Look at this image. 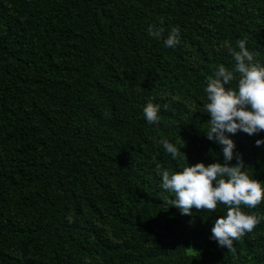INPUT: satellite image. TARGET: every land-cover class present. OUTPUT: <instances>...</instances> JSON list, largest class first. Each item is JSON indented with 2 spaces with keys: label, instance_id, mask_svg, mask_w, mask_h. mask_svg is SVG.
Returning a JSON list of instances; mask_svg holds the SVG:
<instances>
[{
  "label": "trees",
  "instance_id": "obj_1",
  "mask_svg": "<svg viewBox=\"0 0 264 264\" xmlns=\"http://www.w3.org/2000/svg\"><path fill=\"white\" fill-rule=\"evenodd\" d=\"M238 40L264 66V0H0V264H264V220L228 252L226 207L182 215L156 173L224 162L203 105ZM226 135L264 186V132Z\"/></svg>",
  "mask_w": 264,
  "mask_h": 264
},
{
  "label": "clouds",
  "instance_id": "obj_2",
  "mask_svg": "<svg viewBox=\"0 0 264 264\" xmlns=\"http://www.w3.org/2000/svg\"><path fill=\"white\" fill-rule=\"evenodd\" d=\"M163 23V20H161ZM163 28L150 27L148 34L154 39L163 38ZM180 29L173 27L164 39L165 47L174 48L180 43ZM239 51L230 49L236 61L234 70L219 65L214 76L207 79L205 92L207 103L203 105L204 113L210 115V130L205 134L209 141L222 146L224 162L204 163L185 166L182 170L172 172L156 165V173L161 178V187L174 195L169 203L180 210L182 215H191L193 208L215 212L218 204L226 207V215L217 219L211 229V239L228 252L235 253L234 241L264 220V217L247 214L241 206L255 209L264 200L262 182L253 179L243 169L246 167L240 154H236L237 164L230 166L234 158V141L226 133L243 132L253 136L264 132V66L254 62V54L246 47L245 40H238ZM239 74L237 89L226 88ZM166 107V106H165ZM159 105L148 102L143 114L149 124L159 122ZM167 153L173 160L186 155L167 139H162ZM257 147L264 145V140H256ZM68 222L74 218L68 216Z\"/></svg>",
  "mask_w": 264,
  "mask_h": 264
}]
</instances>
